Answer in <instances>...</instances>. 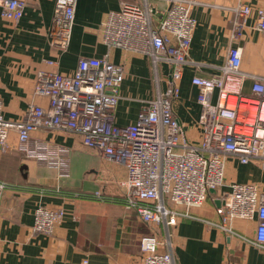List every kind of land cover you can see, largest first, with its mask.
Segmentation results:
<instances>
[{
  "label": "built area",
  "instance_id": "built-area-1",
  "mask_svg": "<svg viewBox=\"0 0 264 264\" xmlns=\"http://www.w3.org/2000/svg\"><path fill=\"white\" fill-rule=\"evenodd\" d=\"M77 1L55 0L49 44L59 52L70 47ZM162 1L167 7L160 13L150 0H122L120 9L108 13L99 30L107 48L151 61L157 91L140 108L135 122L126 126L115 123L124 66L112 63L109 54L80 58L72 75L37 72L33 92L47 103L30 104L22 120H6L0 101V152L9 150L13 132L19 153L55 165L60 177L68 178L69 150L46 139H33L38 131L67 133L79 137L82 145L98 152L101 159L124 168L126 177L120 183L124 188L123 207L134 211L151 231L140 240L135 264H175L171 252L162 249L165 242L159 231L169 237L179 219L190 218L189 210L202 207L208 199L219 204L215 212L220 222L211 225L228 235H236L231 227L234 220L256 219L254 245L264 251V192L256 184L225 181L229 158L241 165L255 164L264 173V77L243 72L241 48L230 47L216 75L191 81L199 91L196 100L201 107L196 137H191L177 119L174 107L190 59L195 29L191 11L198 3ZM26 5L24 0H0L1 19L18 23ZM231 11L236 40L252 12L245 4ZM257 12L256 26L264 33V9ZM155 19L160 21L154 24ZM162 66L168 69L164 76ZM248 79L252 83L250 91L245 92ZM7 187L0 182V194ZM94 196L101 198L100 193ZM64 217L60 208L38 205L32 231L52 235Z\"/></svg>",
  "mask_w": 264,
  "mask_h": 264
},
{
  "label": "crops",
  "instance_id": "crops-1",
  "mask_svg": "<svg viewBox=\"0 0 264 264\" xmlns=\"http://www.w3.org/2000/svg\"><path fill=\"white\" fill-rule=\"evenodd\" d=\"M24 1L27 5L18 23L0 17V101L4 118L20 121L30 104L47 103L33 92L37 72L72 75L80 58L109 54L110 61L123 65L126 72L115 123L126 126L135 122L140 108L157 91L156 84L154 93L149 95L151 61L107 48L99 31L107 14L120 9L122 0H78L66 52L49 44L55 0ZM196 1L198 4L191 11L195 29L190 59L174 107L177 119L191 137L196 135L201 108L196 100L199 91L191 81L194 77L216 75L230 47L241 48L243 72L264 77V33L256 26L257 10L264 9V0ZM239 4L248 5L252 13L242 35L235 40L231 9ZM166 7L158 10L162 13ZM159 21L155 19L154 24ZM48 61L54 64L49 65ZM167 72V67L162 66L161 74ZM152 79L155 80L154 74ZM251 83L249 79L245 82V92L250 91ZM33 139H46L69 150V177H60L55 165L23 156L17 151L16 134H10L9 150L0 152V182L8 185L0 194V264H135L144 230L134 224H142L135 212L123 207L124 188L120 183L125 180V169L101 159L98 152L84 147L76 135L38 131ZM237 167H241L239 174ZM225 173L227 183H252L264 192V173L254 164L241 165L237 159L229 158ZM95 193H100L101 198H95ZM38 205L64 211L65 217L52 235L32 231ZM216 206L208 199L202 207L189 210L190 218L179 219L169 237L163 240L158 234L165 242L162 249L171 252L175 264H264V251L254 245L258 221L236 219L231 224L236 235H228L211 225L220 222Z\"/></svg>",
  "mask_w": 264,
  "mask_h": 264
},
{
  "label": "rangeland",
  "instance_id": "rangeland-1",
  "mask_svg": "<svg viewBox=\"0 0 264 264\" xmlns=\"http://www.w3.org/2000/svg\"><path fill=\"white\" fill-rule=\"evenodd\" d=\"M151 1H152L151 4L155 5V7H157V8H163L164 9L166 7V3L162 0H151ZM153 74H155V73L151 72L150 81H149V86H150L149 87V95L150 96L154 93V90L156 89V82L154 79H152ZM195 137H196V135H195ZM254 167L257 170H259L260 172H262L257 165L254 164ZM240 168L241 167H237V173L239 172ZM134 224L137 226V228H141L144 230V234L141 235L139 242H138V244H140V240H141L142 236L143 237L148 236L151 233V231L148 229V227H146V226H144L138 222H135ZM171 233H172V230L169 231V234H171ZM159 234L161 235V238L164 240L165 236L167 235V232H165L161 229Z\"/></svg>",
  "mask_w": 264,
  "mask_h": 264
},
{
  "label": "water",
  "instance_id": "water-1",
  "mask_svg": "<svg viewBox=\"0 0 264 264\" xmlns=\"http://www.w3.org/2000/svg\"><path fill=\"white\" fill-rule=\"evenodd\" d=\"M210 193H212V194H213V193H215V192H214L213 190H211V191H210ZM216 205H218V206H219V204H218V203H216Z\"/></svg>",
  "mask_w": 264,
  "mask_h": 264
},
{
  "label": "trees",
  "instance_id": "trees-1",
  "mask_svg": "<svg viewBox=\"0 0 264 264\" xmlns=\"http://www.w3.org/2000/svg\"><path fill=\"white\" fill-rule=\"evenodd\" d=\"M150 235V234H149Z\"/></svg>",
  "mask_w": 264,
  "mask_h": 264
}]
</instances>
